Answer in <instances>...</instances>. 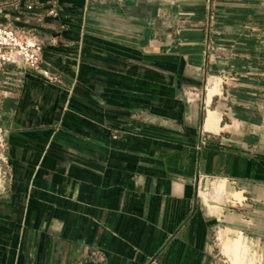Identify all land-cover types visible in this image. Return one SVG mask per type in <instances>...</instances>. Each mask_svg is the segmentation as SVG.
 I'll return each mask as SVG.
<instances>
[{"label": "crops", "instance_id": "1", "mask_svg": "<svg viewBox=\"0 0 264 264\" xmlns=\"http://www.w3.org/2000/svg\"><path fill=\"white\" fill-rule=\"evenodd\" d=\"M16 4L63 86L0 70V264H211L219 220L264 264V0Z\"/></svg>", "mask_w": 264, "mask_h": 264}, {"label": "built area", "instance_id": "2", "mask_svg": "<svg viewBox=\"0 0 264 264\" xmlns=\"http://www.w3.org/2000/svg\"><path fill=\"white\" fill-rule=\"evenodd\" d=\"M19 0H0V70L5 66H16L22 68L52 86H63L59 73L52 71L43 62L44 45L40 37L31 30H20L3 20H10L14 11L20 9L16 4ZM29 8V7H27ZM19 14V13H18ZM48 14L56 16L54 10ZM202 144H205L203 133H201ZM0 142L5 144L4 129L0 125ZM95 255V251H93ZM98 258L99 255H98Z\"/></svg>", "mask_w": 264, "mask_h": 264}, {"label": "rangeland", "instance_id": "3", "mask_svg": "<svg viewBox=\"0 0 264 264\" xmlns=\"http://www.w3.org/2000/svg\"><path fill=\"white\" fill-rule=\"evenodd\" d=\"M4 140H5V137H4ZM5 149H6V141H5L4 145H2V142H0V189L3 187H6L9 183L10 178H12L11 171H9V169H8V160L6 157V153H5L6 150ZM216 179H218V178H216ZM216 179L213 180L211 186L209 185L208 189L200 190V191L207 193V195H204V197H202L204 202L207 201L209 203L210 199L213 200L212 203H209L210 205L213 206V208H215L214 209L215 211L211 214L216 213V208L218 207L219 203H224L226 208L235 209V212L238 213L237 209L239 206L237 203H239L241 201L239 193H237L233 189L232 185L228 181H225V180H223V186L222 187H217L214 184V181ZM200 191H199V193H200ZM217 196L219 198H222V199L220 201H216L218 199V198H216ZM236 198H238V199H236ZM242 213H244V212H242ZM242 213H238V214H242ZM219 224L220 225L218 227L213 229L212 234H211V245L213 247V254H214L213 255L214 257H213L211 264H230V259L227 256V254L224 252L225 242H226V239L230 240V239L237 237L238 235H240L246 239L247 245L249 247L248 255H250L249 257L252 259L253 263L255 264V257H254V241H255V239H254V237H251L250 235H248V233L246 231H243L242 234L233 233L232 231L230 234H226L224 232V230L226 231V227L229 224L225 221H222V220H219ZM244 258L247 262L248 259L246 257V254H245Z\"/></svg>", "mask_w": 264, "mask_h": 264}, {"label": "bare ground", "instance_id": "4", "mask_svg": "<svg viewBox=\"0 0 264 264\" xmlns=\"http://www.w3.org/2000/svg\"><path fill=\"white\" fill-rule=\"evenodd\" d=\"M214 184L217 187H222L223 180L218 178L214 181ZM209 206L211 205L209 204ZM246 243H247L246 239L240 235L230 240L226 239V246H227L226 253L230 259V264H246L244 259L246 253Z\"/></svg>", "mask_w": 264, "mask_h": 264}]
</instances>
